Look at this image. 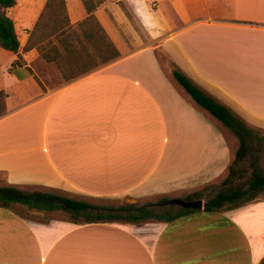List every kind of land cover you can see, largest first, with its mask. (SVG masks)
<instances>
[{"label": "crops", "instance_id": "1", "mask_svg": "<svg viewBox=\"0 0 264 264\" xmlns=\"http://www.w3.org/2000/svg\"><path fill=\"white\" fill-rule=\"evenodd\" d=\"M16 1L10 13L23 34L20 51L0 48L1 74L11 81L0 86L8 94L0 118L3 185L93 205L190 196L221 180L237 147L174 79L176 69L264 130V0H105L94 15L119 58L56 88L37 81L34 64L57 62L69 44L54 38L51 62L36 47L24 51L49 0ZM68 9L69 23H78ZM88 16L86 8L80 18ZM158 50L169 58L165 69ZM19 56L25 66L11 71ZM22 206L0 207V264L264 262V193L233 210H199L163 224L82 215L40 222Z\"/></svg>", "mask_w": 264, "mask_h": 264}, {"label": "trees", "instance_id": "2", "mask_svg": "<svg viewBox=\"0 0 264 264\" xmlns=\"http://www.w3.org/2000/svg\"><path fill=\"white\" fill-rule=\"evenodd\" d=\"M84 1L86 3V0ZM104 1L105 0H99L96 5L87 6L89 16L80 25H83L85 22L95 23L103 38L108 41L106 42L107 55L104 62L102 63L107 65L119 58L120 55L117 51V48L113 42L109 40L94 15L95 10L101 6ZM16 4V0H0V48L14 54H18L21 48V42L15 27V22L9 15V11L15 7ZM48 10L58 11V14L65 19V21L63 20L64 25L60 26L59 28L54 26L52 28L51 35H48V37H42L40 33L44 29L42 18L44 17L45 13H43L35 29L32 31L24 51H29L30 49L36 47L42 54L43 58L48 62H51L52 60L50 59V52H54L56 49V47H54L53 39L55 38L59 40L60 43H67L61 41L68 38L69 35L67 34V30H70L71 26L68 24L69 21L66 17L67 9L65 0H49L46 5L45 12ZM67 50L71 51L69 45H67ZM23 66H25V62H22V57L19 56V58L12 64L11 71ZM91 71L94 70L88 69L86 71L79 72V74H85ZM72 73L75 76L79 75L77 72V74H75V72ZM173 76L178 84L197 103V105L209 112L237 137L239 141V147L236 151L235 160L233 163L247 158L250 155L251 140L256 137V129L259 128L250 127L241 116L236 114L228 106L220 103L205 90L195 85L192 80L180 70H174ZM7 99L8 94L4 90L0 91V118L4 117L8 113ZM251 165L253 169L247 187L218 193L215 197L210 198L205 203L203 210L206 212L227 211L224 209V207L227 205H230L228 210H233L243 206V204L246 205L258 199L259 196L264 193V173L256 166L255 162H252ZM233 176H236V174L233 170V167L231 166L229 169V177L226 178L223 183L226 184L231 182V178ZM201 197L202 194L197 192L188 196L186 200L194 201L200 199ZM169 201V199H163L161 203H167ZM16 204L23 205L29 209H34L37 211L55 212L62 210L69 212L74 218H78L82 215L85 218V222L126 221L140 224L154 220L169 223L181 216L199 212V210L195 209L181 208V210L176 214H173L170 211L166 213H160L154 210V207L157 205L154 203H148L145 205H126L118 209L105 207L99 208L86 201L74 200L50 191H41V188L31 191L24 190L13 185H1L0 207L9 208ZM97 209L105 210L106 213H97L94 216H91V213ZM262 264H264V262Z\"/></svg>", "mask_w": 264, "mask_h": 264}, {"label": "rangeland", "instance_id": "3", "mask_svg": "<svg viewBox=\"0 0 264 264\" xmlns=\"http://www.w3.org/2000/svg\"><path fill=\"white\" fill-rule=\"evenodd\" d=\"M65 1H66V7L68 5L67 12H66V17L68 18V21L70 22L68 8H70L74 12V14L78 16L77 19L79 20L78 23H75L74 25H71V23H68L71 26V28L70 30H67V34L69 36L64 41L69 44L71 51L68 50L66 53L67 55L63 58H60L55 63L48 64L44 62V60L41 58L40 61L34 64V68L38 75L36 76L37 81L40 82L41 84L46 85L49 88H56L57 83L59 81L62 85L69 83L70 78L73 76L72 72H75V74L77 73L79 74V72L86 71L88 69H93L94 71H98L107 66V65L102 64L107 55L106 40L103 38L101 33L98 31V27L93 22H89V23L85 22L83 25H80L81 23L85 21V19H82V18L83 16L84 17L86 16L87 6H94L97 4L99 0H86V3L84 0H65ZM10 12L11 10L9 11V15L11 16ZM79 12L82 15H80ZM43 13H45L44 17L42 18V24L44 26V29L41 31L40 34L42 35V37H48V35H51L52 28L54 26H57V28H59L60 26L64 25L63 20L65 21V19L64 17H61L58 14V11H55V10H52V11L48 10L46 12L44 11ZM11 17L13 19V17H15V14ZM19 37L22 38L23 34L19 33ZM157 55H158L161 66L164 69L167 68V66L170 65L169 58L165 55L163 51H160V50H158ZM50 56L51 57L55 56L54 52H50ZM22 62H23V58H22ZM10 83H11L10 79L7 78V76L1 74V68H0V86L6 87V86H9ZM226 132H227V136H228L229 142L231 143L232 148L234 149L235 147H237L238 149L239 141L237 137L230 130H228V128ZM256 132H257L256 137H254V139L251 140L250 155L244 160L233 163L232 165L236 176H233L231 178L232 180L231 182L224 184L223 183L224 179L229 177V174H226L218 182L208 185L203 191H201L202 197L200 199H202L204 203H206L210 198L215 197L220 192L231 191L234 189H240V188L247 187L250 181L251 172L253 169L251 165L252 162H255L256 166L259 169H261L262 172L264 173V130L256 129ZM4 182H5V177L3 174H0V186L3 185ZM41 191H50V192H54L55 194H59V195L61 193L55 190L44 189V188H41ZM65 197L71 198L67 195ZM187 198L188 196H186L185 194L181 192L180 193L178 192V193L171 194L168 197L160 196V197L147 198V199H141V200L123 199V200H109V201H99V202L94 201L93 205L99 208L105 207V208L118 209L126 205H132V204H137V205L144 204L145 205L148 203H154V204H157L154 207V210L156 212L166 213L170 211L171 213L176 214L181 210V207L175 206V205L170 206V205H167L166 203H161L162 200L169 199L171 201L173 199H180V200L187 201L186 200ZM71 199H74V198H71ZM200 199H197V200H200ZM229 208H230V205H227L226 207H224V209L226 210H228ZM19 211L20 213L29 217L31 220L40 221V222H47L56 216L71 218V214L69 212H65L62 210L55 211V212H46V211H37L34 209H28L27 207L22 206ZM97 213H106V211L97 209L96 211H93L91 213V216H94ZM79 220L85 221V218L81 216ZM145 223L146 224L147 223L163 224L164 222L150 220ZM155 227L157 228V226ZM149 228L150 227H147V229Z\"/></svg>", "mask_w": 264, "mask_h": 264}, {"label": "water", "instance_id": "4", "mask_svg": "<svg viewBox=\"0 0 264 264\" xmlns=\"http://www.w3.org/2000/svg\"><path fill=\"white\" fill-rule=\"evenodd\" d=\"M166 204L179 206L183 209H195V210H203L204 209V201L202 199L196 201H184L180 199H173Z\"/></svg>", "mask_w": 264, "mask_h": 264}]
</instances>
